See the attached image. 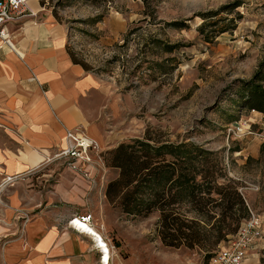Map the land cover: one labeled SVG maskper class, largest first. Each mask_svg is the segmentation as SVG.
<instances>
[{
  "label": "rangeland",
  "instance_id": "rangeland-1",
  "mask_svg": "<svg viewBox=\"0 0 264 264\" xmlns=\"http://www.w3.org/2000/svg\"><path fill=\"white\" fill-rule=\"evenodd\" d=\"M36 3L41 13L27 19L41 23L52 15L67 31L66 50L72 62L90 77L81 101L86 121L79 128L100 145L104 164L87 180L56 158L57 153L33 175V196L43 201L50 197L58 213L72 209L78 214L73 219L90 216L89 225L109 246L110 264H210L212 255L252 214L264 222V152L257 137L264 129V114L247 105L249 82L264 61V0ZM144 139L196 144L210 153L211 197L223 203L220 192L240 193L243 206L231 211L220 206L212 218H199L207 236L200 246H165L159 213L129 215L108 199V186L121 174L110 164L113 151ZM32 154L36 153L27 152L23 159L28 161ZM165 159L176 162L171 155ZM42 160L40 156L36 165ZM179 174L177 165L173 179ZM1 177L0 207L5 209L6 189L19 177ZM165 189L168 194L169 186ZM182 210L188 211L186 206ZM217 238L221 243L208 255L205 248ZM92 247L93 242L89 255ZM250 258L251 264H264V235Z\"/></svg>",
  "mask_w": 264,
  "mask_h": 264
},
{
  "label": "crops",
  "instance_id": "crops-1",
  "mask_svg": "<svg viewBox=\"0 0 264 264\" xmlns=\"http://www.w3.org/2000/svg\"><path fill=\"white\" fill-rule=\"evenodd\" d=\"M29 7L41 13L36 0ZM27 17L10 25L14 51H0V177H19L6 189L8 207H0V264H99L96 247L87 253L91 239L69 224L78 214L58 213L50 197L32 195L33 175L66 147L67 131L90 137L79 127L86 121L81 101L91 81L67 53L65 27L52 15L41 23ZM29 151L39 156L25 161Z\"/></svg>",
  "mask_w": 264,
  "mask_h": 264
},
{
  "label": "trees",
  "instance_id": "trees-1",
  "mask_svg": "<svg viewBox=\"0 0 264 264\" xmlns=\"http://www.w3.org/2000/svg\"><path fill=\"white\" fill-rule=\"evenodd\" d=\"M206 27L207 24L200 31ZM263 82L264 61L254 80L249 82L250 95L247 100L248 106L264 114ZM167 155L173 156L176 162L167 163ZM209 156L208 151L194 143L160 144L144 139L121 144L110 158L111 166L119 168L121 174L108 186V199L117 202L129 215L149 217L159 213L163 244L172 248L193 249L207 240L200 217L212 218V213L220 206L231 211L238 205H244L240 193L235 189L226 194L219 193L223 195V203L211 197L214 185L209 176ZM177 165L180 174L173 179L177 174ZM200 176L202 179L199 181ZM167 182L172 185H166ZM184 206L188 211L182 210ZM188 213H194L197 217L189 218ZM221 241V238H217L205 248V252L211 255Z\"/></svg>",
  "mask_w": 264,
  "mask_h": 264
},
{
  "label": "built area",
  "instance_id": "built-area-1",
  "mask_svg": "<svg viewBox=\"0 0 264 264\" xmlns=\"http://www.w3.org/2000/svg\"><path fill=\"white\" fill-rule=\"evenodd\" d=\"M30 2L31 0H0V51L5 49L14 51V40L9 28L27 16H35L29 7ZM238 131L242 132L243 127L238 128ZM257 137L260 138L264 152V129ZM56 158L64 159L72 171L87 180H92L100 165L104 164L98 143L79 130L67 131L66 147L58 152ZM75 219L70 222L71 225ZM79 219L92 226L90 216ZM263 224L260 216L252 214L242 223L237 235L214 253L210 258V264H249L252 251L264 235ZM101 258V264H110L111 258L107 263L103 257Z\"/></svg>",
  "mask_w": 264,
  "mask_h": 264
},
{
  "label": "bare ground",
  "instance_id": "bare-ground-1",
  "mask_svg": "<svg viewBox=\"0 0 264 264\" xmlns=\"http://www.w3.org/2000/svg\"><path fill=\"white\" fill-rule=\"evenodd\" d=\"M34 15H37V13L34 12ZM72 227L79 234L88 236L91 241L95 244L99 253H101L100 255L104 258V262L107 263L109 261V259L111 258V251L109 249V246L105 243V241H103L101 235L95 229H93L88 223H84L79 218L75 219V222L72 224Z\"/></svg>",
  "mask_w": 264,
  "mask_h": 264
}]
</instances>
